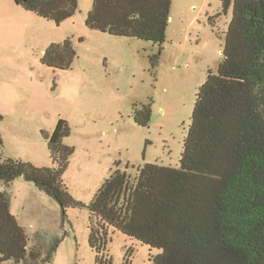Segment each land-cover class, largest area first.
Segmentation results:
<instances>
[{
  "label": "trees",
  "instance_id": "16d2710c",
  "mask_svg": "<svg viewBox=\"0 0 264 264\" xmlns=\"http://www.w3.org/2000/svg\"><path fill=\"white\" fill-rule=\"evenodd\" d=\"M221 1L225 15L233 7L223 60L196 94L179 167L146 163L130 175L116 161L85 206L63 180L75 154L65 142L71 136L66 119L57 121L52 134L44 133L54 167L4 159L0 130V264H52L60 243L40 232L31 237L19 224L8 192L18 178L51 197L64 215L68 208L88 209L95 264H113L105 255L110 228L159 250L150 264H264V0ZM14 2L57 26L79 6L78 0ZM172 5V0H93L85 25L156 44L159 50L150 58L156 69ZM77 56L66 39L48 47L43 63L68 70ZM152 107V100L133 105L137 126H149Z\"/></svg>",
  "mask_w": 264,
  "mask_h": 264
},
{
  "label": "rangeland",
  "instance_id": "374dc122",
  "mask_svg": "<svg viewBox=\"0 0 264 264\" xmlns=\"http://www.w3.org/2000/svg\"><path fill=\"white\" fill-rule=\"evenodd\" d=\"M78 1L75 16L57 26L14 0H0L1 155L54 167L44 133L66 119L71 136L65 142L75 154L63 180L69 194L88 206L116 161L130 175L146 163L179 167L196 94L223 60L233 7L225 15L221 0H172L167 42L155 69L150 58L156 44L91 31L85 23L93 0ZM66 39L78 54L72 68L45 65L48 47ZM151 100L152 121L139 127L132 107ZM8 192L11 211L29 236L40 232L60 240L52 264H95L85 206L64 215L22 178ZM109 237L105 255L113 264H150L160 254L114 228Z\"/></svg>",
  "mask_w": 264,
  "mask_h": 264
},
{
  "label": "crops",
  "instance_id": "0c3cea01",
  "mask_svg": "<svg viewBox=\"0 0 264 264\" xmlns=\"http://www.w3.org/2000/svg\"><path fill=\"white\" fill-rule=\"evenodd\" d=\"M3 135V134H2Z\"/></svg>",
  "mask_w": 264,
  "mask_h": 264
}]
</instances>
